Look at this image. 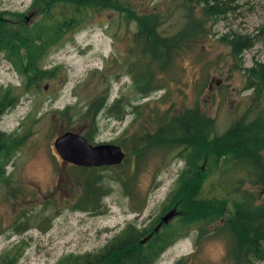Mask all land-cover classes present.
<instances>
[{
    "label": "rangeland",
    "instance_id": "374dc122",
    "mask_svg": "<svg viewBox=\"0 0 264 264\" xmlns=\"http://www.w3.org/2000/svg\"><path fill=\"white\" fill-rule=\"evenodd\" d=\"M226 1L233 10L215 20L183 0H93L94 7L75 12L52 7L50 0H0V36L35 38L36 47L47 43L38 68L53 72L42 79L20 75L0 51V133L12 144L0 150L8 180L0 182V258L16 248L15 255L22 253L17 264H58L69 255L97 254L130 225L145 234L139 244L146 245L171 222L167 227H177L181 237L154 264H175L181 258L184 264H233L226 255L227 236L203 232L199 237L200 229L221 225L196 221L180 228L176 212L168 211L184 162L180 148L156 138L160 127L190 110L214 121L213 136L245 114L244 124L264 113V90L246 89L241 72L264 65V0ZM61 12L74 14L66 27ZM154 15L167 38L178 39L194 27V44L167 73L151 57L129 54L140 53L134 38L137 19ZM226 34L246 36L254 45L234 61L219 40ZM20 57L25 62L27 51L21 50ZM129 60L146 65L148 79L163 81L164 89L138 93L128 74ZM116 100L122 109L118 118L108 113ZM94 101L106 106L85 118ZM65 132L86 136L93 145H117L125 157L116 166L80 170L54 149L55 139ZM235 176L211 179L221 181L220 195L229 194L231 201L242 194ZM96 177L107 193L99 209L75 210L82 191L75 181L82 185ZM242 189L252 195L254 206H264V185L245 181ZM171 212L175 215L163 222ZM224 212L232 214L230 203ZM19 228L25 229L18 233Z\"/></svg>",
    "mask_w": 264,
    "mask_h": 264
},
{
    "label": "trees",
    "instance_id": "16d2710c",
    "mask_svg": "<svg viewBox=\"0 0 264 264\" xmlns=\"http://www.w3.org/2000/svg\"><path fill=\"white\" fill-rule=\"evenodd\" d=\"M50 1L53 2L52 7L59 5L74 12L94 7L93 0ZM183 2L200 6L205 16L214 17L215 20L232 9L226 0H183ZM97 6L95 3V7ZM43 14L47 15L48 11L44 9ZM60 17L62 24L74 20L72 12L69 15L61 12ZM137 23L138 28L134 38L140 53L134 50L129 54H141L144 58L151 57L158 61L162 71L166 73L171 70L173 60L195 42L193 26L187 27L178 39H173L163 36L158 31L159 23L156 15L137 19ZM66 26L65 24L63 27ZM53 30L54 33L58 31L55 28ZM18 39L0 36V51L6 52L7 59L12 62L17 72L23 76H35L37 79L52 77L53 72L38 68L48 44L41 42L40 46L36 47L38 39L27 40L25 37ZM219 40L230 48L231 58L234 61L254 45L253 39L246 36L226 34ZM21 50L27 51L28 57L25 62L20 57ZM126 58L130 59V56ZM139 63V61L131 63L129 60L128 64V74L132 75L135 90L144 95L148 94L150 89L163 90V81L151 82L147 77L149 69ZM241 72L248 82L246 89L256 93L264 90L263 64L257 63L250 68H241ZM119 105L120 100H116L108 108V113L118 118L122 114ZM105 106L103 101L92 102L84 117H95ZM259 116L244 124L243 120L247 117L245 114L241 121L235 123L225 133L213 136L214 121L205 118L197 111L190 110L175 121L172 120V124L162 126L156 131V138L161 139L165 146L181 149L179 157L184 162V169L177 181L171 199L172 205L168 211L176 212L180 228L186 223L196 221L204 222L206 225L212 223L221 225L220 228L216 226L211 231L200 229L199 237L202 238L203 232L207 237L220 234L227 236L230 244L226 255L233 264L264 263V206H254L248 197L252 195L242 189L245 181L253 186L264 185V113H260ZM84 138L90 143V138L86 136ZM8 141L4 139V134L0 133V150L6 146V143L12 145ZM222 164L225 166L219 167ZM78 169L87 171L82 167ZM233 174H236L234 181H237V191H241L242 194L240 198L231 201L228 199L229 194L220 195L221 181L211 179L214 175L218 179L232 178ZM6 176L5 169L0 167V182L3 185L8 182ZM129 179L132 182L135 176L131 175ZM75 182L82 188L75 210L94 212L99 209L101 198L107 193L98 186L100 183L98 177L87 178L82 185L80 182ZM227 191L229 192V189ZM228 203L231 204L232 214L226 216L224 208ZM170 223L163 226L164 230L161 231L162 228L146 245L139 244L140 238L145 234L130 225L97 254L69 255L58 264H154L165 250L181 237L177 227H167ZM24 229L19 228L16 231L19 233ZM15 251L16 248L7 251L0 258V264H17L22 253L15 255ZM175 264H184V259H179Z\"/></svg>",
    "mask_w": 264,
    "mask_h": 264
},
{
    "label": "water",
    "instance_id": "95a60500",
    "mask_svg": "<svg viewBox=\"0 0 264 264\" xmlns=\"http://www.w3.org/2000/svg\"><path fill=\"white\" fill-rule=\"evenodd\" d=\"M54 149L62 161L75 167L88 169L116 166L121 164L125 157L121 147L117 145H93L88 143L83 136L72 132L59 135L54 141ZM172 215L175 213L167 214L162 221L166 222L167 218Z\"/></svg>",
    "mask_w": 264,
    "mask_h": 264
},
{
    "label": "bare ground",
    "instance_id": "6f19581e",
    "mask_svg": "<svg viewBox=\"0 0 264 264\" xmlns=\"http://www.w3.org/2000/svg\"><path fill=\"white\" fill-rule=\"evenodd\" d=\"M166 214V213H165Z\"/></svg>",
    "mask_w": 264,
    "mask_h": 264
}]
</instances>
